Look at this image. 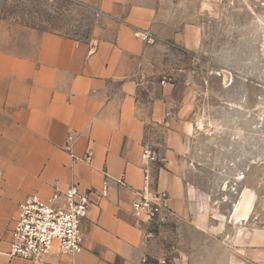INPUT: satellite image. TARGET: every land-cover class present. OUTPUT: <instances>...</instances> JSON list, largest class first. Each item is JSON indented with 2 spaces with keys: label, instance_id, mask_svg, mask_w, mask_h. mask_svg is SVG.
Listing matches in <instances>:
<instances>
[{
  "label": "crops",
  "instance_id": "0c3cea01",
  "mask_svg": "<svg viewBox=\"0 0 264 264\" xmlns=\"http://www.w3.org/2000/svg\"><path fill=\"white\" fill-rule=\"evenodd\" d=\"M74 1L104 16L112 39L42 33L31 56L0 46V264H26L8 256L24 200L63 196L71 186L91 201L82 252L54 247L44 264H155L165 255L170 264H264V226L250 223L243 204L223 218L190 182L186 82L163 87L164 78L146 76L156 40L189 47L186 5L195 0ZM145 33L153 44L142 42ZM146 145L164 160L153 176L178 226H158L150 242L131 215ZM122 175L125 186L116 183Z\"/></svg>",
  "mask_w": 264,
  "mask_h": 264
},
{
  "label": "rangeland",
  "instance_id": "374dc122",
  "mask_svg": "<svg viewBox=\"0 0 264 264\" xmlns=\"http://www.w3.org/2000/svg\"><path fill=\"white\" fill-rule=\"evenodd\" d=\"M186 19L193 27L189 47L156 40L146 76L186 82L191 93L192 185L220 204L223 218L243 204L250 223L263 227L264 0H195L186 5ZM105 22L74 0H0V46L31 56L42 33L110 40ZM164 218L161 225L176 233V214L169 209Z\"/></svg>",
  "mask_w": 264,
  "mask_h": 264
},
{
  "label": "built area",
  "instance_id": "2783aa9c",
  "mask_svg": "<svg viewBox=\"0 0 264 264\" xmlns=\"http://www.w3.org/2000/svg\"><path fill=\"white\" fill-rule=\"evenodd\" d=\"M142 42L153 44L154 39L147 33L140 36ZM163 79L161 86L169 84ZM72 138L68 137L69 149ZM72 156V155H71ZM75 159L74 156H72ZM141 186L136 198L131 202V215L142 228L146 242L157 237L168 213L169 197L155 185L152 165L164 160L150 147L144 146L141 152ZM119 186H125L124 176L116 180ZM90 196L77 186H71L63 196L43 199L35 194L29 196L20 205V216L12 229V241L8 256L24 260L26 264H44L54 247L60 254L77 255L82 252L81 226L86 220L90 208ZM165 259L157 264H165Z\"/></svg>",
  "mask_w": 264,
  "mask_h": 264
},
{
  "label": "bare ground",
  "instance_id": "6f19581e",
  "mask_svg": "<svg viewBox=\"0 0 264 264\" xmlns=\"http://www.w3.org/2000/svg\"><path fill=\"white\" fill-rule=\"evenodd\" d=\"M240 178H242V177H240Z\"/></svg>",
  "mask_w": 264,
  "mask_h": 264
}]
</instances>
